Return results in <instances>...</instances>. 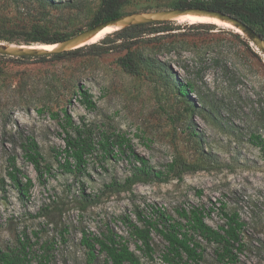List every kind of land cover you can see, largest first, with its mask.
<instances>
[{
    "label": "rangeland",
    "instance_id": "rangeland-1",
    "mask_svg": "<svg viewBox=\"0 0 264 264\" xmlns=\"http://www.w3.org/2000/svg\"><path fill=\"white\" fill-rule=\"evenodd\" d=\"M88 1L95 8L101 3ZM212 1L132 0L122 16ZM50 12L60 19L72 16L55 28L65 40L87 31L93 20L70 9ZM40 13L35 0H0V21L21 29L39 21ZM154 27L138 52L169 65L179 82L192 83L195 92L188 98L158 74L127 73L118 62L130 44L117 47L121 42L114 43V36L77 58L0 54V255L19 256L23 264H109L98 252L90 261L82 240L113 232L124 237L141 264H165L160 235L153 232L152 258L130 236V219L142 225L136 210L144 219H155L159 211L178 218V210L199 207L217 229L225 223L224 208L264 226V150L252 141L253 135L264 137L263 51L248 36L226 29L231 33L174 22L176 30L157 36L151 34L159 26ZM0 35L15 40H0L6 47L34 45L26 44L22 31ZM79 87L92 96L94 109L82 105ZM63 107L95 138L105 131L126 134L156 170L166 171L176 158L199 170L123 192L107 186L131 175L125 159H92L81 173H67L61 165L68 136L63 115H52ZM31 141L40 148L42 176L25 155ZM13 163L21 178L32 179L28 196L9 176ZM207 253L213 256V247Z\"/></svg>",
    "mask_w": 264,
    "mask_h": 264
},
{
    "label": "trees",
    "instance_id": "trees-1",
    "mask_svg": "<svg viewBox=\"0 0 264 264\" xmlns=\"http://www.w3.org/2000/svg\"><path fill=\"white\" fill-rule=\"evenodd\" d=\"M35 1L38 3L41 12L40 17L42 18L39 21L28 27L30 29H21L19 26L10 25L6 20H1L0 34L13 35L15 32L22 31L27 34L26 44H56L63 42L66 38L55 28L61 22H70L69 19L72 16L69 15L66 19H60L52 16L50 10L70 9L84 12L87 16L91 14L93 20L88 26L89 30L96 25L121 17L125 7L132 0H101L97 8L88 0ZM189 7L229 14L250 26L264 40V0H213L208 4L200 3ZM172 24L174 22L147 23L128 27L117 34L115 33L114 43L121 42L117 47L130 44L127 47L126 55L120 58L118 62L127 73L141 75L145 69L149 73L158 74L165 82L173 85L178 94L185 99L195 92V86L190 82H179L177 74L169 65L138 52L140 43L151 40L148 37L150 34H147L150 27L159 26L151 34L167 36L168 34L165 33L176 30L171 27ZM195 27L231 33L214 24L193 25V28ZM7 38L0 35V40H6L9 43L15 42L14 39ZM245 45L250 48L248 44L245 43ZM99 47L95 44L47 57L77 58L81 53ZM77 93L81 97L82 105L91 110L95 108L92 96L84 87H79ZM60 110L57 113L53 112L52 115L55 118H60L63 115L62 127L68 136L64 150L65 162L61 165L67 173H81L88 167L92 159H100L104 162L125 159L131 165V175L123 183L113 181L107 186L113 192H123L131 190L137 184L166 183L171 178H182L186 173L199 170L197 165L190 164L182 158H176L166 171L156 170L150 165L148 159L135 152L132 147V140L126 134L117 131L113 133L105 131L98 138H95L91 131L74 122L66 107ZM39 111L42 112L43 109H39ZM70 131L73 132L72 135ZM252 141L264 150V137L262 135H253ZM25 152L27 160L42 176L40 163L42 157L39 145L35 141H31L29 145L25 146ZM21 174V171L13 163V171L9 173V176L15 187L23 192L24 196H28L33 187V182L27 176L21 178ZM135 214L142 225L130 219V236L137 241L138 249L149 258H152L154 253L153 232H156L166 243V249L162 255L165 264H264V226L254 222V220L251 223L246 221L237 211L230 212L223 208L222 215L225 223L217 229L206 222L208 214L199 207L178 210V218L165 211L157 212L155 219H144L137 210ZM82 244L88 249L90 261L97 259L98 252L106 255L109 264H141L139 256L130 248L124 237L118 233L110 232L103 238H89L85 235ZM208 247H213L214 255L211 257L207 253ZM24 261L25 259H21L19 256L0 255V262L3 264H23Z\"/></svg>",
    "mask_w": 264,
    "mask_h": 264
},
{
    "label": "water",
    "instance_id": "water-1",
    "mask_svg": "<svg viewBox=\"0 0 264 264\" xmlns=\"http://www.w3.org/2000/svg\"><path fill=\"white\" fill-rule=\"evenodd\" d=\"M190 12L191 13H200V14L216 16V17L221 18L222 20H227V21L233 22L235 24V26L237 28H241L247 34V36L251 39V41L253 43H255V45H257L258 47H260V49L264 53V40L262 39V37L259 36L250 26L246 25L245 23H243L242 21L238 20L237 18H234L231 15L223 13L221 11L202 9V8H184V9H175V10L161 11V12H157V13H153V14L145 13L146 17L141 18L139 20H134L133 18H134V16L141 15L142 13L128 15V16H121V17H119V18H117L115 20L108 21V22L96 25L92 29H89V30H87L85 32H82L79 35H77V36H75V37H73L71 39H67V40H65L63 42H59V43H56V44H49V45L60 44V48L58 50L50 52V53H24V52L11 53V52L4 51L0 47V54L1 55H14V56H32V57L52 56V55H56V54H60V53H64V52L69 51V50H66V48L72 42L80 40L82 38H85V37L97 32V31L102 30V29H105L109 25H113V24L118 23L120 25H123V29H125V28L132 27V26L139 25V24L174 22V21L165 20L164 18L167 15H169V14L180 15V14H183V13H190ZM114 35L115 34H113L112 36H114Z\"/></svg>",
    "mask_w": 264,
    "mask_h": 264
},
{
    "label": "bare ground",
    "instance_id": "bare-ground-1",
    "mask_svg": "<svg viewBox=\"0 0 264 264\" xmlns=\"http://www.w3.org/2000/svg\"><path fill=\"white\" fill-rule=\"evenodd\" d=\"M144 17H146V14L134 16L133 19L139 20ZM164 19L168 21H174L177 24H189V25L214 24L219 28L230 30L237 35H240L243 37L247 36V34L241 28H237L233 22L222 20L221 18L216 17V16L190 12V13H183L180 15L169 14ZM122 29H123V25H120L118 23L109 25L105 29H102L85 38L72 42L71 44L68 45L66 50L71 51V50H75L81 47L98 44L104 41L106 38L112 36L113 34L121 31ZM0 47L4 51L11 52V53H17V52L50 53V52L58 50L60 48V44H57V45H49V44H36L35 45L34 44V45H23V46H18V47H10V46L6 47L5 45L0 44Z\"/></svg>",
    "mask_w": 264,
    "mask_h": 264
}]
</instances>
